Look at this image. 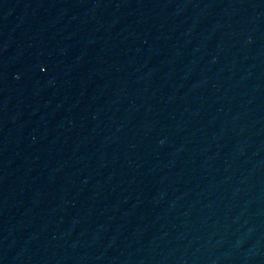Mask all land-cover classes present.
I'll return each instance as SVG.
<instances>
[{
    "label": "water",
    "instance_id": "water-1",
    "mask_svg": "<svg viewBox=\"0 0 264 264\" xmlns=\"http://www.w3.org/2000/svg\"><path fill=\"white\" fill-rule=\"evenodd\" d=\"M0 264H264V0H0Z\"/></svg>",
    "mask_w": 264,
    "mask_h": 264
}]
</instances>
